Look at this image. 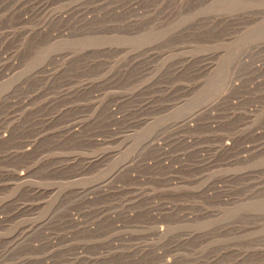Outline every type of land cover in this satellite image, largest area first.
<instances>
[{
  "label": "rangeland",
  "instance_id": "1",
  "mask_svg": "<svg viewBox=\"0 0 264 264\" xmlns=\"http://www.w3.org/2000/svg\"><path fill=\"white\" fill-rule=\"evenodd\" d=\"M0 264H264V0H0Z\"/></svg>",
  "mask_w": 264,
  "mask_h": 264
}]
</instances>
